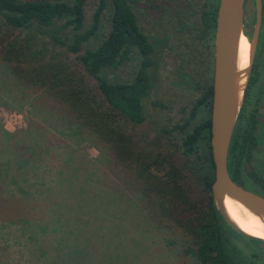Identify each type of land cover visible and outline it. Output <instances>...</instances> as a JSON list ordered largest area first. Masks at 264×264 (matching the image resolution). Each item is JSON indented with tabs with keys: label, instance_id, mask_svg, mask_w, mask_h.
<instances>
[{
	"label": "trees",
	"instance_id": "obj_1",
	"mask_svg": "<svg viewBox=\"0 0 264 264\" xmlns=\"http://www.w3.org/2000/svg\"><path fill=\"white\" fill-rule=\"evenodd\" d=\"M86 1L0 0V62L5 66V75L22 89L48 92L57 106L77 121V127L93 137L94 147L100 150L98 144L106 146L115 164L133 175L144 207L163 225L181 234L184 254L195 257L200 264H264V240L235 232L222 220L212 201V81L194 99L182 122L158 129L152 138L153 150L138 147L126 127L142 124L146 119L144 100L160 62L158 50L141 29L129 0H98L88 26ZM107 8V32L93 45L101 15ZM216 9L217 1L211 2L201 15L206 31L214 30ZM38 36L46 38L51 46L75 54L87 77L60 53L48 54ZM131 58L136 59L131 79L120 81L110 76ZM3 133L12 138L7 144L11 156L2 159L5 152L0 148V192H10L16 208V218L9 223L17 224L23 245L33 254L31 264H41L40 258L48 255L40 244L45 236L55 243L51 260L61 257L64 247L69 248V239L76 240L90 224L85 221L83 227L76 220L87 178L83 175L76 188L81 175L69 165L68 157L52 178L37 174L39 166L34 156L42 150H36V143L20 144L19 133ZM26 147L29 151L25 154ZM180 157L184 159L183 168L202 185L200 194H192L185 186L178 164ZM37 194L45 195L48 205L43 221L27 219L28 212L22 206L27 198L36 200ZM68 195L76 196L75 205L67 203ZM65 208L73 213L65 215ZM98 209L95 207L94 212ZM237 239L243 241V246Z\"/></svg>",
	"mask_w": 264,
	"mask_h": 264
},
{
	"label": "rangeland",
	"instance_id": "obj_2",
	"mask_svg": "<svg viewBox=\"0 0 264 264\" xmlns=\"http://www.w3.org/2000/svg\"><path fill=\"white\" fill-rule=\"evenodd\" d=\"M129 1L141 29L156 46L160 62L153 73L152 88L144 100L146 119L142 124L127 126L126 132L138 147L153 150L152 138L158 134V129L182 122L188 116L194 99L212 81L213 37L211 33H202L200 18L209 3L218 0ZM97 4L98 0L86 1L87 26ZM245 6L242 30L247 37L254 25V0H245ZM108 13L107 8L101 15V25L93 45L107 32ZM39 43L46 46L48 54L60 53V57L86 75L75 54L51 46L41 36ZM135 64L136 59L131 58L113 70L110 76L120 81L129 80ZM88 81L94 84L89 77ZM75 122L57 106L48 92L22 89L11 76L5 75V66L0 62V148L5 152L2 159L11 156L7 144L12 138L4 135L5 130L19 133L20 144L30 146L36 143V150H42L34 156L39 166L37 174L52 178L68 157L69 165L77 168L81 175L76 188L83 175L87 178L85 193L78 201L81 209L76 220L83 227L87 224H83L85 221H90V224L84 227L85 231L76 240L69 239V248L64 247L60 254L62 258L54 256L51 260L55 243L51 237L45 236L43 242H39L48 250V255L40 258L41 264H200L195 257L183 253L181 234L163 225L144 207L138 198V186L133 175L122 169L120 164H115L106 146L98 144L100 150L94 147L93 137L82 132ZM28 151L26 147L23 153ZM178 164L183 171L185 186L192 194H200L202 185L183 168L182 157ZM40 189L43 190L42 187ZM0 196L3 200L0 205V264H31L33 254L23 245L17 224L9 223L16 218L13 196L10 192H0ZM36 196V200L27 198L22 206L28 212L27 219L43 221L48 215L47 201L43 199L45 195ZM67 203L75 205L76 196L68 195ZM95 207L99 208L96 212ZM66 208L63 209L65 215L73 213ZM237 243L243 246L242 240L237 239ZM36 249L37 260L40 249L38 246Z\"/></svg>",
	"mask_w": 264,
	"mask_h": 264
},
{
	"label": "water",
	"instance_id": "obj_3",
	"mask_svg": "<svg viewBox=\"0 0 264 264\" xmlns=\"http://www.w3.org/2000/svg\"><path fill=\"white\" fill-rule=\"evenodd\" d=\"M254 7L255 24L252 37L248 39L249 63L245 68L238 69V42L240 36L245 35L242 30L244 0H219L214 27L210 115V147L214 166V178L210 187L212 201L222 220L235 232L248 238L256 236L245 233L234 223L224 208L223 199L229 196L264 218V197L237 184L227 171L229 144L254 56L262 1L254 0ZM243 76V84L239 86Z\"/></svg>",
	"mask_w": 264,
	"mask_h": 264
},
{
	"label": "flooded vegetation",
	"instance_id": "obj_4",
	"mask_svg": "<svg viewBox=\"0 0 264 264\" xmlns=\"http://www.w3.org/2000/svg\"><path fill=\"white\" fill-rule=\"evenodd\" d=\"M261 1V23L245 92L229 144L227 171L237 184L264 197V0ZM218 3L219 0L217 7ZM245 9L244 0V14ZM201 31L203 34L211 33L214 44V30L206 31L201 23ZM201 31L199 30V36ZM252 33L247 35L248 39L252 37Z\"/></svg>",
	"mask_w": 264,
	"mask_h": 264
},
{
	"label": "bare ground",
	"instance_id": "obj_5",
	"mask_svg": "<svg viewBox=\"0 0 264 264\" xmlns=\"http://www.w3.org/2000/svg\"><path fill=\"white\" fill-rule=\"evenodd\" d=\"M237 67L245 68L249 63V42L245 35H241L237 49ZM244 76L239 81L242 86ZM224 208L229 217L245 233L264 239V218L255 214L249 208L235 199L225 196L223 199Z\"/></svg>",
	"mask_w": 264,
	"mask_h": 264
}]
</instances>
